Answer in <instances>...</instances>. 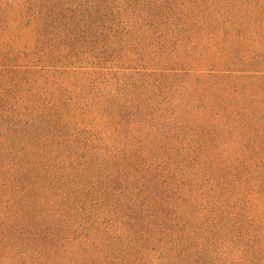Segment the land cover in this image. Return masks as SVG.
<instances>
[{
  "label": "rangeland",
  "instance_id": "374dc122",
  "mask_svg": "<svg viewBox=\"0 0 264 264\" xmlns=\"http://www.w3.org/2000/svg\"><path fill=\"white\" fill-rule=\"evenodd\" d=\"M0 264H264V0H0Z\"/></svg>",
  "mask_w": 264,
  "mask_h": 264
}]
</instances>
